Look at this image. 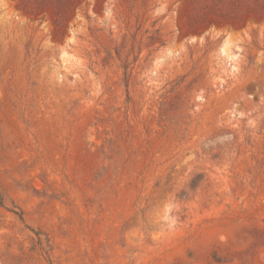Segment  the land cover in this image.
<instances>
[{"label":"rangeland","instance_id":"rangeland-1","mask_svg":"<svg viewBox=\"0 0 264 264\" xmlns=\"http://www.w3.org/2000/svg\"><path fill=\"white\" fill-rule=\"evenodd\" d=\"M0 264H264V0H0Z\"/></svg>","mask_w":264,"mask_h":264},{"label":"bare ground","instance_id":"bare-ground-1","mask_svg":"<svg viewBox=\"0 0 264 264\" xmlns=\"http://www.w3.org/2000/svg\"><path fill=\"white\" fill-rule=\"evenodd\" d=\"M223 52L227 55L228 58L230 57L227 45L223 48Z\"/></svg>","mask_w":264,"mask_h":264}]
</instances>
